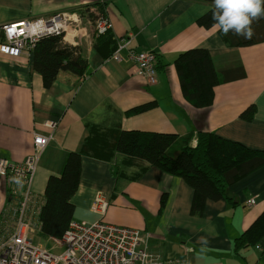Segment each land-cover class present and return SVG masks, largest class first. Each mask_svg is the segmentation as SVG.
Masks as SVG:
<instances>
[{"label": "crops", "instance_id": "crops-1", "mask_svg": "<svg viewBox=\"0 0 264 264\" xmlns=\"http://www.w3.org/2000/svg\"><path fill=\"white\" fill-rule=\"evenodd\" d=\"M99 2L0 0V42L3 24L82 12L75 46L88 68L81 80L65 74L47 89L33 68L31 51L19 57L0 52V155L23 162L36 133L53 134L31 186L34 195H45L49 177L60 174L67 154L81 150L95 128L113 136L120 130L179 136L208 131L264 150V41L233 46L219 30L199 26L198 18L213 4L198 0H108L111 31L95 38L94 20L88 14L99 13L95 6ZM127 34L134 35L131 46L137 51L157 55L155 84L133 72L134 63L126 53L123 60L110 59L117 41ZM194 48L209 51L221 79L213 104L206 108H197L184 97L175 66L181 52ZM143 105L151 107L127 114ZM252 106L253 118H243ZM11 184L0 176V221L9 205H17L24 189L20 183ZM97 192L109 200L103 220L146 232L149 251L167 264H264V236L256 245L235 250V239L264 212V166L232 184L227 198L208 201L201 215H193V189L181 177L117 153L112 160L84 154L79 187L72 197L74 220L92 223L99 218L92 210ZM251 197L256 203L248 206Z\"/></svg>", "mask_w": 264, "mask_h": 264}, {"label": "trees", "instance_id": "trees-1", "mask_svg": "<svg viewBox=\"0 0 264 264\" xmlns=\"http://www.w3.org/2000/svg\"><path fill=\"white\" fill-rule=\"evenodd\" d=\"M108 0H100L99 13L89 12L96 20L99 15L107 16L105 5ZM213 7L198 18L197 24L210 29L214 24ZM88 11V10H87ZM79 14L82 15V12ZM80 15V16H81ZM93 21V29H94ZM251 39L238 37L234 33L222 38L233 46H249L264 41V18L252 24ZM111 31V30H109ZM95 36V38L109 35ZM117 46V44H116ZM116 49V48H115ZM114 52V51H113ZM33 68L41 74L44 86L49 89L62 75L68 74L81 80L88 64L79 46L64 42L63 35L42 37L32 51ZM175 66L180 79L184 97L197 108H206L213 104L215 87L221 82L212 56L204 48H194L181 52ZM151 105L135 107L127 112L141 113ZM255 108H248L242 117L251 120ZM125 156L132 162L147 164L163 172L181 177L193 189L191 213L201 215L208 201L227 198L228 188L242 177L264 166V150L252 149L246 145L223 138L215 132L199 131L197 134L179 136L175 133L151 131L120 130L115 134L95 128L89 139L85 140L81 150L69 152L60 174L49 177L45 190V203L42 207L40 232L51 238H61L74 218L75 205L72 197L76 193L81 176V159L84 154L112 160L114 154ZM118 169H113L117 175ZM166 203V195L160 199L161 208ZM264 236V212L255 222L235 239L238 252L248 246L256 245Z\"/></svg>", "mask_w": 264, "mask_h": 264}, {"label": "built area", "instance_id": "built-area-1", "mask_svg": "<svg viewBox=\"0 0 264 264\" xmlns=\"http://www.w3.org/2000/svg\"><path fill=\"white\" fill-rule=\"evenodd\" d=\"M81 24L78 12L3 24L0 52L19 57L24 51L32 52L42 37L50 35H63L64 41L76 45ZM111 28L108 16L99 15L94 21L95 36L106 34ZM133 38V34L120 38L110 59L123 60L126 53L134 63L133 72L145 78L148 84H155L158 57L153 51L139 52L133 48ZM46 125L53 128L55 124L47 122ZM51 140L52 133H36L31 153L20 163L0 155V176L10 179L11 185L20 183L24 187L17 205H9L0 221V264H167L149 251L146 232L103 220L109 200L102 192H97L92 202V210L99 215L96 221L87 223L73 219L61 238H52L54 248H64L62 252L52 253L33 243L34 233L41 230L40 214L45 197L34 195L31 186L41 156ZM255 203L253 197L246 201L248 206Z\"/></svg>", "mask_w": 264, "mask_h": 264}, {"label": "clouds", "instance_id": "clouds-1", "mask_svg": "<svg viewBox=\"0 0 264 264\" xmlns=\"http://www.w3.org/2000/svg\"><path fill=\"white\" fill-rule=\"evenodd\" d=\"M261 18H264V0H214L212 27L224 35L232 32L238 37L251 39L252 24Z\"/></svg>", "mask_w": 264, "mask_h": 264}, {"label": "rangeland", "instance_id": "rangeland-1", "mask_svg": "<svg viewBox=\"0 0 264 264\" xmlns=\"http://www.w3.org/2000/svg\"><path fill=\"white\" fill-rule=\"evenodd\" d=\"M82 25H80L81 27ZM93 26V24H92ZM92 34H94V29H92ZM95 213V212H94ZM83 215H88V214H83ZM91 215V213L89 214ZM93 215V213H92ZM33 243L37 246H40L42 248H45L49 250L52 253H60L64 248H54V241L51 237H48L44 234H42L40 231H36L33 235Z\"/></svg>", "mask_w": 264, "mask_h": 264}]
</instances>
